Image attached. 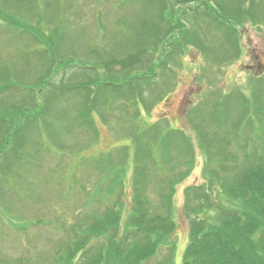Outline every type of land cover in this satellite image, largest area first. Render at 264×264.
<instances>
[{"label":"rangeland","instance_id":"374dc122","mask_svg":"<svg viewBox=\"0 0 264 264\" xmlns=\"http://www.w3.org/2000/svg\"><path fill=\"white\" fill-rule=\"evenodd\" d=\"M14 2L0 0V85L11 86L0 93V135L6 130L7 111L32 109L27 112L31 116L43 105L44 112L34 123L21 121L17 115L11 125H24L16 138L17 144L0 156V168L20 172V180H23H11L6 187L7 194L0 195V264H5L3 260L17 264L19 258L28 264H59L71 244V229L77 221L91 219L95 211H102L108 203L103 191L96 196V188L106 189L108 183L98 185L105 179L93 160L106 159L113 154L115 167L121 164L127 168L128 195L120 200L125 206V218L132 207L134 163L131 158L135 152L128 134L132 125L125 124L123 110H114V106H104L100 101L92 113L96 134L90 135L85 133L84 127L67 131L69 115L65 112L69 111L77 120L78 110L84 107L81 86L102 77L111 54L119 52L121 55L128 48V37L135 31L140 32V38L146 32L150 40L155 39L153 33L158 31L156 38L162 41L157 51L152 45L148 49L150 54L144 51L142 60L131 57L124 67L113 66V72L124 78L135 69L143 71L142 62L146 60L145 67H148L150 55H154L153 62H158L156 56L169 44V40L164 39L166 29L162 26L164 17L171 11V3L166 2L168 9L162 13L160 0H51L48 5H45L46 0H37L36 13L29 7L19 9L22 19L30 24L24 31L7 23L11 19L10 12L15 13ZM14 17L20 20L19 16ZM182 21L189 27L184 43L177 42L174 50L172 46L166 49L176 54L172 55L173 62L168 66L170 76L167 81L161 75L154 80L158 83L154 91L160 93L162 99L151 100L156 103L149 110L140 103L142 117L134 120L149 126L159 122L168 124L173 131L185 132L194 145L196 166L176 186L174 196L175 264H182L189 239V222L184 214L186 189L209 185L208 172L215 166H211L205 141L211 142L214 133L215 138L225 135L223 127L227 124L215 119L217 111L220 119L227 115L231 118L233 109L240 106L239 95L247 100L245 104L249 103L251 109L256 102L264 109V21L255 24L248 19L238 25L235 35L223 28L216 30L208 15L199 24L198 18L188 12L182 16ZM43 40L51 41L60 58L71 57L78 65L66 68L65 74L51 73L52 89L40 84L52 62L49 47L40 43ZM115 61L123 59L115 57ZM144 92L145 95L151 93ZM32 95L36 96V103L30 98ZM202 101L199 115L197 105ZM50 112L56 119L53 120ZM119 115L124 116L118 119ZM251 118L254 120L253 115ZM259 120L246 125L239 136L234 135L237 139L232 151L237 154L240 142L247 138L250 150L264 152V116ZM49 122L50 125L46 124ZM234 124L232 121L229 126ZM3 139L0 138V143ZM125 145L132 146L127 165L119 162L121 158L117 155ZM14 192L22 201L20 212L10 206L16 204L11 201ZM96 197L98 200H94ZM216 201L221 203V199ZM222 202L231 205L226 200ZM167 253L168 250L162 248L159 257L145 264H158Z\"/></svg>","mask_w":264,"mask_h":264},{"label":"trees","instance_id":"16d2710c","mask_svg":"<svg viewBox=\"0 0 264 264\" xmlns=\"http://www.w3.org/2000/svg\"><path fill=\"white\" fill-rule=\"evenodd\" d=\"M14 1L15 13L10 12L11 19L7 23L22 29L29 28L30 24L22 19L19 9L29 7L33 13H36L37 0ZM48 1L51 0H46L45 5H48ZM160 1L163 5L162 13L168 9L167 1L171 3V11L166 15L167 17H164V26H162L166 29L164 39H168L169 44L163 47L160 56H156L158 62H153L154 55H150L148 67H145L146 60L142 62L143 71L135 69L124 78L113 72V66L124 67L131 57L142 60L144 51L149 53L148 49L152 45L157 51L161 40L156 38L158 31L153 33L154 40H150L146 32L140 38V32L135 31L128 37V48L124 49L121 55L119 52L111 54L112 58L108 64H105L102 77L89 80L88 84H85L87 91L84 85L81 86L84 107L78 110L77 120L73 119L69 111L65 112L69 115L65 126L67 131L71 132L72 127H84L85 133L90 135L95 133L92 127L94 119L92 113L100 101L104 106H114V110H123L125 124L132 125L128 134L131 135L135 152L131 158L134 163L133 191L132 197L130 196L132 207L126 219L124 218L125 206L120 200L128 195L127 168L122 167L121 164L115 167L113 154L106 159L93 160V165L105 179L98 185L108 183L106 189L96 188V196L103 191V198L107 199L108 203L104 205L102 211H95L91 219L84 218L77 221V225L75 224L71 229V246L68 245L65 258L59 264H145L159 257L162 248L167 249L168 253L158 264H175L177 248L176 242L172 239L177 229L174 196L176 186L196 166L194 145L185 132L173 131L168 124L159 122L149 126L145 123H135L134 120L142 117L140 103L143 104V108L149 110L156 103L151 100L161 101L162 99L160 93L154 91L158 84L154 80L161 75L167 81L170 76L167 71L168 66L170 62H173L172 55L176 54L166 49L172 46L174 50L177 42L184 43L189 34V27L182 21V16L190 12L201 24V20L208 15L210 24L216 30L220 31L219 28H223L235 35L238 33V25L246 23L248 19L255 24H261L264 21V0ZM14 16H19L20 20ZM164 33L165 31H162V34ZM42 37L45 38L43 35ZM40 43L49 47L52 56L51 67L40 80V84H43L45 88L51 86V73L56 75L61 71L65 74L66 68H77L78 65L71 57L60 58V55L54 51L55 47L51 41L43 40ZM115 57L122 58L123 61L114 62ZM102 65L104 64H100ZM92 86L95 88L93 89ZM8 88H11L8 84H4V87L0 85V93ZM65 90L71 92L70 89ZM144 91H151V93L145 95ZM57 95L55 89L53 96ZM30 98L36 103V96L32 95ZM114 99L121 102L116 104ZM246 101L242 95L238 96L237 102L240 106L233 109L231 118L227 115L225 119H220L219 111H217L218 115H215V119L226 123L227 126H221L225 131L224 136L215 138L214 133V139H210L211 142L208 143L207 139L205 141L211 166H215L210 169V173L207 170L210 175L208 178L210 188L205 184L189 186L186 189L184 214L188 219L190 231L182 264H264V152L250 150L247 138L240 142L237 154L232 151L237 139L234 135L239 136L246 125L254 121L260 122L259 118L264 116V109L257 102L251 109L249 103L245 104ZM203 103L204 101L197 105L199 115H201ZM30 110L32 109H12L6 112L9 119L6 118V130L0 135V138H4L0 143V156H3L8 148H14L13 144L16 146V138L24 127L23 124L13 127L12 120L18 115L21 121L37 122L44 112V106L41 105L40 109L31 116L27 114ZM131 110H133L132 114H130ZM237 111L238 114H235ZM50 113L53 120L56 119L53 112ZM251 115L254 116V120ZM123 116L119 115L118 119ZM232 121H235V124L229 126ZM46 124L50 125L51 122ZM232 127H234L233 133ZM50 134L53 135V133ZM129 147L132 148L125 145L117 154L121 158L119 162L125 165L130 161ZM15 178L18 179L15 181H23L20 180V172H14V170L10 172L0 168L2 197L7 194L6 187L9 182ZM115 193L116 197H114ZM122 193L124 196H121ZM13 196L11 201L16 204H10V206L20 212L21 198L19 199L15 192ZM216 199H221V203L217 204ZM222 199L231 205H224ZM16 218L19 219V217ZM3 261L5 264L11 263L8 260ZM17 264H28V262L19 258Z\"/></svg>","mask_w":264,"mask_h":264}]
</instances>
